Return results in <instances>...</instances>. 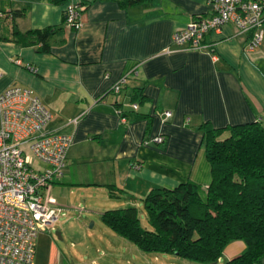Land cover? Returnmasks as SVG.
Wrapping results in <instances>:
<instances>
[{
    "label": "crops",
    "instance_id": "1",
    "mask_svg": "<svg viewBox=\"0 0 264 264\" xmlns=\"http://www.w3.org/2000/svg\"><path fill=\"white\" fill-rule=\"evenodd\" d=\"M77 1L86 4L79 30L64 23L69 2L0 0V37L9 40L0 39V95L13 86L33 90L53 116L50 129L72 138L64 175L49 197L73 204L77 194L102 217L109 210L102 199L105 206L118 201L110 209L139 211L153 189L187 182L208 188L202 127L264 125V39L249 52L250 35L227 24L205 37L203 50L175 45L177 30L211 14V0L131 7H122L123 0ZM48 28L54 30L49 53H41L34 38L33 45L22 37L13 41L15 30L24 35ZM124 77L127 84L114 94ZM158 136L162 144L154 142ZM111 188L122 198L112 199ZM52 232L39 235L35 264H70ZM97 240L113 247L118 259L127 248L125 239L104 228ZM245 249L235 242L224 255L230 261Z\"/></svg>",
    "mask_w": 264,
    "mask_h": 264
},
{
    "label": "trees",
    "instance_id": "2",
    "mask_svg": "<svg viewBox=\"0 0 264 264\" xmlns=\"http://www.w3.org/2000/svg\"><path fill=\"white\" fill-rule=\"evenodd\" d=\"M59 1L71 0H54ZM153 1L123 0L121 6ZM81 4L86 9V4ZM14 15L24 16L22 12ZM53 34V28L24 35L15 30L13 41L19 42L22 37L26 45H33L34 38L39 51L49 53ZM229 129L216 130L209 124L202 127L212 174L208 188L187 182L174 189H153L143 200L150 229L142 226L139 211L132 206L104 212L101 219L106 227L147 254L176 255L197 264H218L229 245L242 242L246 246L243 254L226 264H262L264 125L250 123ZM110 197L122 198L113 188Z\"/></svg>",
    "mask_w": 264,
    "mask_h": 264
},
{
    "label": "built area",
    "instance_id": "3",
    "mask_svg": "<svg viewBox=\"0 0 264 264\" xmlns=\"http://www.w3.org/2000/svg\"><path fill=\"white\" fill-rule=\"evenodd\" d=\"M81 3L67 4V27H82ZM227 24L250 35L248 51L254 52L264 39V0H211V14L196 16L175 32L173 42L200 51L205 37ZM127 82L122 78L112 91L120 94ZM171 116L168 112L165 119ZM52 120L29 88L13 86L0 95V264H35L39 235L53 231L59 222L61 210L48 193L64 175L72 138L50 129ZM154 142L162 144L164 137ZM38 162L48 168L42 169Z\"/></svg>",
    "mask_w": 264,
    "mask_h": 264
},
{
    "label": "rangeland",
    "instance_id": "4",
    "mask_svg": "<svg viewBox=\"0 0 264 264\" xmlns=\"http://www.w3.org/2000/svg\"><path fill=\"white\" fill-rule=\"evenodd\" d=\"M36 165L41 166L39 162L36 163ZM73 197V204L71 200L67 199L65 202H60V204L56 206L61 212L58 213L59 222L54 226L52 232L55 242L65 256H67L70 264H92L93 261H96V264H197L179 258L176 255L147 254L140 251L128 241H125L127 248L124 254L120 253L121 258L118 259L117 256H115L116 252L113 247L101 245L97 240V237L101 236V228L111 232L103 223L101 215L97 214L95 210L90 209L88 204L84 202V199L79 198V195L75 194ZM107 201L109 204L106 206L103 199L101 203L104 204V206L102 204V207H107L106 209L109 210H113L110 209V205L118 202L109 201V199ZM97 202L99 204V201ZM139 219L144 228L150 229L147 212L143 202L140 203ZM57 232L62 233V240H59L57 237ZM227 259L228 258L223 255L218 264H226ZM262 264H264V261Z\"/></svg>",
    "mask_w": 264,
    "mask_h": 264
},
{
    "label": "water",
    "instance_id": "5",
    "mask_svg": "<svg viewBox=\"0 0 264 264\" xmlns=\"http://www.w3.org/2000/svg\"><path fill=\"white\" fill-rule=\"evenodd\" d=\"M56 235L59 238V240H62V236H61L60 232H57Z\"/></svg>",
    "mask_w": 264,
    "mask_h": 264
}]
</instances>
